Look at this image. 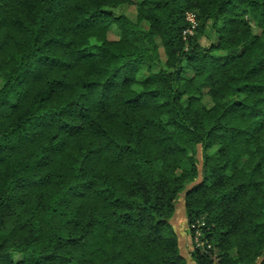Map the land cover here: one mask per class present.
Returning a JSON list of instances; mask_svg holds the SVG:
<instances>
[{
	"label": "trees",
	"instance_id": "trees-1",
	"mask_svg": "<svg viewBox=\"0 0 264 264\" xmlns=\"http://www.w3.org/2000/svg\"><path fill=\"white\" fill-rule=\"evenodd\" d=\"M182 193L193 264H264V0H0V264H188Z\"/></svg>",
	"mask_w": 264,
	"mask_h": 264
},
{
	"label": "rangeland",
	"instance_id": "rangeland-1",
	"mask_svg": "<svg viewBox=\"0 0 264 264\" xmlns=\"http://www.w3.org/2000/svg\"><path fill=\"white\" fill-rule=\"evenodd\" d=\"M113 12L115 14H120V13H124L125 15H127L129 18L131 19H135V7L134 5L130 4V5H125L123 7H118L116 9L113 10ZM140 26L143 28L145 27L144 24L140 23ZM255 32H258V30L256 28H254ZM212 34V33H211ZM108 37L111 39H116L118 37V30L112 26L109 30H108ZM202 43H205L204 39H202ZM162 52V51H161ZM158 67V64L155 62H148L145 64L143 70L141 71L140 69V77L145 76L150 70H156V68ZM185 71V70H184ZM185 74H188V71L184 72ZM197 158V165H198V169H199V174L197 176V178L195 179V181L200 180L201 178V163H202V153L201 151L198 149L196 156ZM183 193L180 195L178 201L176 202V210L171 218V223L175 229V232L179 238V245H180V252L181 254L185 257L186 261L188 264H193L192 261L190 260L189 257V250L192 246V244L195 241L199 240V231H196L193 236H191L189 233L187 234V227H186V221L183 215V210H182V199ZM201 241H199L200 243ZM13 258H19V255H13Z\"/></svg>",
	"mask_w": 264,
	"mask_h": 264
},
{
	"label": "built area",
	"instance_id": "built-area-1",
	"mask_svg": "<svg viewBox=\"0 0 264 264\" xmlns=\"http://www.w3.org/2000/svg\"><path fill=\"white\" fill-rule=\"evenodd\" d=\"M186 18L192 23V25L195 24L193 15L191 13L188 12Z\"/></svg>",
	"mask_w": 264,
	"mask_h": 264
}]
</instances>
